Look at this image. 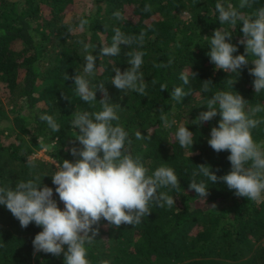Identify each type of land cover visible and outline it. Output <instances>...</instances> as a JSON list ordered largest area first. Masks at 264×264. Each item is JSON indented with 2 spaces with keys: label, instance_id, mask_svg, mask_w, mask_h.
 <instances>
[{
  "label": "trees",
  "instance_id": "trees-1",
  "mask_svg": "<svg viewBox=\"0 0 264 264\" xmlns=\"http://www.w3.org/2000/svg\"><path fill=\"white\" fill-rule=\"evenodd\" d=\"M77 1L0 0V84L10 104L6 109L0 96V186L14 187L18 181L48 175L42 177V183L54 189L49 177L54 163L79 159L68 151L80 147L70 125L73 113L101 110L102 98L97 91V101L89 105L75 95L74 81L64 80L65 73L83 75L85 53L76 42L83 40L96 45L92 54L99 68L86 78L93 83L104 80L110 102L120 105L119 123L129 132L131 144L127 147L133 158L139 156L150 172L161 165L171 167L180 185L160 189L174 196L173 208L152 206V212L138 225L117 228L102 218L98 235L86 245L89 264L105 260L109 264H264V200L237 197L223 182L209 183L192 175L200 164L210 166L217 176L230 171V153H216L207 144L220 116L202 125L192 123L201 111H207L203 105L215 91L232 90L249 105L264 106V91L254 93L247 68L235 76L217 70L206 55L210 48L205 36L211 37L220 27L232 30L227 24L220 25L215 4L238 8L240 0H89L85 10L74 12ZM251 3L252 7L238 10L247 15L264 7V0ZM146 4L151 5V11H142ZM116 11L124 17L122 21L114 18ZM69 12L73 14L68 18ZM81 17L90 25L84 31L70 32V28H78ZM117 27L128 35L138 36L143 31V47L121 45L118 56L101 58L100 47L111 45ZM241 27L238 22L233 30L234 44L242 36ZM133 51L145 53L140 68L147 84L145 96L131 90L122 92L109 81L115 67L121 72L129 67L127 53ZM243 52L239 45L234 55ZM161 63L168 67H156ZM182 74L189 75V84H183ZM206 80L212 82L210 92L202 91ZM229 81L234 83L230 86ZM161 84H167L168 91H160ZM175 87L190 94L178 103L171 99ZM43 114L53 116L61 126L58 132L39 119ZM161 115L176 123L166 128ZM256 118L264 121V112ZM182 124L194 134L191 156L190 149L181 148L175 139ZM136 131L146 138L137 140ZM10 136L13 139H8ZM252 136L264 145V122L252 130ZM42 146L49 147L52 160L33 155ZM29 160L34 161L35 169H29ZM192 179L209 183L205 200L188 188ZM53 198L63 209L58 194L54 192ZM40 231L34 223L22 229L0 205V264H64L62 254H33L31 241Z\"/></svg>",
  "mask_w": 264,
  "mask_h": 264
},
{
  "label": "clouds",
  "instance_id": "clouds-1",
  "mask_svg": "<svg viewBox=\"0 0 264 264\" xmlns=\"http://www.w3.org/2000/svg\"><path fill=\"white\" fill-rule=\"evenodd\" d=\"M245 7H252L251 0H240L238 8L225 7L222 2L215 4L220 25L227 24L232 30L220 27L213 30L211 37L205 36L210 48L206 55L217 70L235 76L247 68L248 74L253 77V91L259 94L264 91V7L247 15L238 10ZM142 11H151V5L146 4ZM113 16L117 20L124 19L119 11L114 12ZM238 22L242 23V36L234 44L231 42L232 34ZM89 25L90 21L81 17L78 28H70L69 31H84ZM113 31L111 45L105 44L99 49L101 58L118 56L121 45L143 47V31L138 36L125 34L118 27ZM76 42L82 45L85 53L83 75L70 77L65 73L64 80H73L75 95L89 105L97 101V91L102 94L99 100L101 110L73 113L70 125L75 133L74 141L80 147L72 146L68 151L79 159L54 163V171L49 176L54 189L42 183V177L48 175H36L18 181L14 187L0 186V205L5 206L18 220L22 229L33 223L42 228L31 241L33 254L43 252L54 257L62 254L64 264H89L86 245L92 244L98 235L102 218L117 228L122 224L138 225L142 218L152 212V206L173 208L174 196L160 189H176L180 185L171 167L161 165L150 172L139 156L133 158L127 147L131 144L129 132L119 123L117 110L121 108L120 105L110 102L104 80L93 83V79L86 78L93 77L99 69L95 66L96 57L92 54L96 45L83 40ZM239 45H243L244 52L234 55ZM127 55L129 67L123 72L115 67V75L109 81L122 92L131 90L145 96L147 84L144 74L140 72L145 53L133 51ZM250 63L252 67H248ZM156 67L168 65L161 63ZM188 72L196 76L190 70ZM180 79L184 85L189 84L188 74H182ZM233 83L229 81L230 86ZM210 85L211 80L203 81L202 91L210 92ZM160 91H168L167 84H161ZM189 94L182 87H175L171 91V99L179 103ZM203 106H206L207 111H201L192 123L202 125L220 116L218 125L210 130L207 144L216 153L228 151L227 160L231 167L227 174L217 176L210 166L200 164L197 165L198 171L193 172V177L202 176L209 183L223 182L229 190H234L235 196L246 197L252 202L264 200V145L255 142L252 136V130L264 122L256 118L258 113L264 112V106H251L232 90L215 91ZM39 119L46 122L53 132L61 128L51 115L43 114ZM161 120L166 128L176 123L174 120L169 122L164 115H161ZM186 125H180L174 135L181 148L190 149L191 156L195 140L193 132ZM135 137L137 140L146 138L140 131L135 132ZM42 148L46 151L44 146ZM27 165L30 170L36 168L32 160ZM209 183L205 179L199 182L192 179L188 188L205 200L209 195ZM54 192L58 194L63 209L53 198ZM101 264L109 262L105 260Z\"/></svg>",
  "mask_w": 264,
  "mask_h": 264
},
{
  "label": "rangeland",
  "instance_id": "rangeland-1",
  "mask_svg": "<svg viewBox=\"0 0 264 264\" xmlns=\"http://www.w3.org/2000/svg\"><path fill=\"white\" fill-rule=\"evenodd\" d=\"M88 3H89V0H79L76 3H74L72 9L74 12H78L80 10H85L87 8ZM71 14H73V12H71V13L69 12L67 17L69 18V16ZM0 96H1V99L3 100V102L5 103V108L9 109L10 104L7 102V91L2 84H0ZM8 113H10V112L8 111ZM8 139H13V137L10 136ZM48 149H49V147H46V151H45V150H43V148H41V149L37 150L33 155L52 160L49 157Z\"/></svg>",
  "mask_w": 264,
  "mask_h": 264
}]
</instances>
